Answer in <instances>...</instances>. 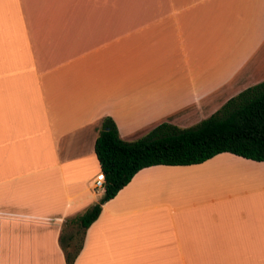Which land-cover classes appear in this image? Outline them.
<instances>
[{
	"label": "crops",
	"instance_id": "obj_1",
	"mask_svg": "<svg viewBox=\"0 0 264 264\" xmlns=\"http://www.w3.org/2000/svg\"><path fill=\"white\" fill-rule=\"evenodd\" d=\"M262 81L264 0H0V264H67L106 117L131 141ZM73 264H264V161L140 169Z\"/></svg>",
	"mask_w": 264,
	"mask_h": 264
},
{
	"label": "trees",
	"instance_id": "obj_2",
	"mask_svg": "<svg viewBox=\"0 0 264 264\" xmlns=\"http://www.w3.org/2000/svg\"><path fill=\"white\" fill-rule=\"evenodd\" d=\"M94 150L104 176L103 195L83 213L64 221L60 244L67 264L75 261L102 204L140 169L158 164H197L222 152L264 161V81L229 98L193 126L182 128L162 122L131 141L122 139L114 121L106 117Z\"/></svg>",
	"mask_w": 264,
	"mask_h": 264
},
{
	"label": "built area",
	"instance_id": "obj_3",
	"mask_svg": "<svg viewBox=\"0 0 264 264\" xmlns=\"http://www.w3.org/2000/svg\"><path fill=\"white\" fill-rule=\"evenodd\" d=\"M94 187L96 189H100V190H103V187H104V176L103 174L97 176L94 180Z\"/></svg>",
	"mask_w": 264,
	"mask_h": 264
}]
</instances>
